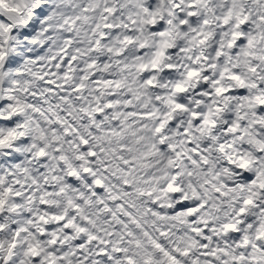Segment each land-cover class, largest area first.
Listing matches in <instances>:
<instances>
[{
  "label": "snow or ice",
  "instance_id": "1",
  "mask_svg": "<svg viewBox=\"0 0 264 264\" xmlns=\"http://www.w3.org/2000/svg\"><path fill=\"white\" fill-rule=\"evenodd\" d=\"M0 264H264V0H0Z\"/></svg>",
  "mask_w": 264,
  "mask_h": 264
}]
</instances>
